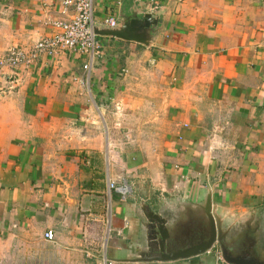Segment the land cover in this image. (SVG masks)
I'll return each instance as SVG.
<instances>
[{
    "label": "crops",
    "instance_id": "crops-1",
    "mask_svg": "<svg viewBox=\"0 0 264 264\" xmlns=\"http://www.w3.org/2000/svg\"><path fill=\"white\" fill-rule=\"evenodd\" d=\"M146 13L150 43L98 34L89 71L75 52L0 67V264H216L219 243L140 259L146 214L177 251L208 236V208L233 256L264 262V0L93 2L98 29ZM72 14L0 0V60Z\"/></svg>",
    "mask_w": 264,
    "mask_h": 264
},
{
    "label": "built area",
    "instance_id": "built-area-1",
    "mask_svg": "<svg viewBox=\"0 0 264 264\" xmlns=\"http://www.w3.org/2000/svg\"><path fill=\"white\" fill-rule=\"evenodd\" d=\"M94 0H62L64 10L72 9L73 14L67 21L54 20L52 25L59 32L51 36L38 40L28 49L12 47L8 53L0 60V67L8 68H29L41 56H55L61 52H75L88 57V61L83 65V69L89 71L91 63L101 54L100 45L95 33V22L93 18ZM103 23L109 27L116 24L113 17H107ZM109 190L113 189L119 196H128L132 190L125 180L116 185L110 182ZM44 239L54 241L55 233L51 229L45 230ZM104 264H113L105 259ZM216 264H228L220 253L216 254Z\"/></svg>",
    "mask_w": 264,
    "mask_h": 264
},
{
    "label": "water",
    "instance_id": "water-1",
    "mask_svg": "<svg viewBox=\"0 0 264 264\" xmlns=\"http://www.w3.org/2000/svg\"><path fill=\"white\" fill-rule=\"evenodd\" d=\"M141 17V16H140ZM138 15L127 17L120 22L116 21L115 26L106 29H98L94 26L95 33L114 36L126 41H134L148 45L150 43L149 34L153 26L157 25V17L151 13H146L140 18ZM209 219V234L206 238H200L194 243L177 251H168L166 241L169 237L168 230L165 227V220L153 212L146 214L147 219V241L148 252L140 258L142 260L167 261L175 259H185L209 251L214 243H219L223 259L229 264H264L254 259L247 252L233 256L219 238L217 226L209 208L207 210Z\"/></svg>",
    "mask_w": 264,
    "mask_h": 264
}]
</instances>
